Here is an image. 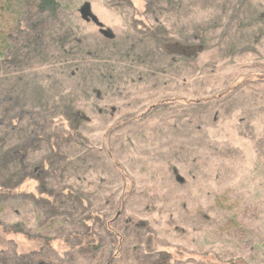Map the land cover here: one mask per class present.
Masks as SVG:
<instances>
[{"label": "rangeland", "instance_id": "1", "mask_svg": "<svg viewBox=\"0 0 264 264\" xmlns=\"http://www.w3.org/2000/svg\"><path fill=\"white\" fill-rule=\"evenodd\" d=\"M57 1L11 77L25 116L6 145L60 108L80 118L53 141L55 172L39 168L46 136L0 171V224L17 231L0 227V264H264V0ZM86 3L113 39L81 18ZM192 37L198 56L173 55Z\"/></svg>", "mask_w": 264, "mask_h": 264}, {"label": "trees", "instance_id": "2", "mask_svg": "<svg viewBox=\"0 0 264 264\" xmlns=\"http://www.w3.org/2000/svg\"><path fill=\"white\" fill-rule=\"evenodd\" d=\"M11 1L12 0H7L8 3ZM17 4V10H14L12 8L10 9V7L9 9L2 10V7H0V12H2V15L6 16L8 14L9 16H11L15 24L18 26V28H20L19 37H22V40L17 37L9 39L11 38V36H6L5 34L0 33V73H3L0 74V90L2 89L3 85L6 84L4 83L2 85L1 80H5L6 82H8V84L6 85L9 86V89L4 95L0 93V144H5L0 147V171L3 170L6 166H10V164H14L17 162L20 163V166L24 167L29 159L30 152L34 151V148L38 147L39 142L43 139V137L45 138L46 136L47 138L45 139H47L50 143L49 148L51 150L52 156L48 161L43 162L42 167L39 166V168H41L45 173L55 172L60 165L61 160H64V157L57 153L56 148H59V146H56L57 143L53 141L59 139L61 137L60 134L66 133L69 128H71L72 130V125L74 124L73 122L78 121L80 118V112L79 114H76V112H73V114H71V111L67 108H60L58 109V111H54L50 115L44 117L47 126H49L51 129L47 128V131H45L44 128H41V135L37 134L36 132H32L31 136H29V138L24 141V143L18 145L7 146L6 141L11 135L15 134L16 132L17 134L20 131L23 133L22 129L19 128V124L22 123V121L24 120L23 116H25L23 113V109H21L22 107L19 105V102L22 99V94L19 93L20 100H18V96L16 95L17 91L14 87L15 85L11 83L16 79H11V77L13 75L20 74V68L24 62V60L19 57L20 52H24L27 57H29V55L31 57L39 53V51L41 50L40 44L42 35L40 34L41 31L38 28L40 25H44L47 23H57V18L60 15L61 7L57 0H18ZM8 15L7 20H3L4 22H10V17ZM8 23H6L4 27H7ZM142 27L143 28L141 31H144V26ZM191 40L192 42L193 40L196 42L193 43V46L192 44L190 45V47L180 46L177 49V52L173 53V55L183 57L198 56L203 50L202 44H200L199 41H196L193 37ZM164 42L165 38L160 32H158L156 48L158 53L161 55H164L166 52ZM28 52L30 54H28ZM19 80L20 78L16 79L13 82H19ZM224 96V94H221L218 97L209 99V102H213L217 99H224ZM30 121L33 122V125L35 124L34 119ZM26 132L27 131L24 132L25 136ZM106 151L107 150H105V152ZM116 164L118 163H115V165ZM117 168L121 170L119 166H117ZM131 192L132 191H127V193H125L123 198H121L122 203H124V201L129 198ZM5 195L6 193L2 188L0 190V196L3 198L6 197ZM67 196L71 197L72 192H68ZM0 227L5 233H17V231H14L13 228H7L5 226H2L1 224ZM43 244L48 245V242H43ZM88 244V247H90L91 249H97L95 246H92L91 243Z\"/></svg>", "mask_w": 264, "mask_h": 264}, {"label": "water", "instance_id": "3", "mask_svg": "<svg viewBox=\"0 0 264 264\" xmlns=\"http://www.w3.org/2000/svg\"><path fill=\"white\" fill-rule=\"evenodd\" d=\"M81 18L86 23H93L96 27L100 29V34L103 35L106 39H113L114 36L110 30H105L104 26L98 21V19L92 14L90 4L86 3L80 8Z\"/></svg>", "mask_w": 264, "mask_h": 264}]
</instances>
